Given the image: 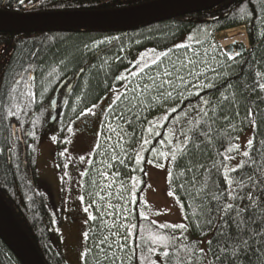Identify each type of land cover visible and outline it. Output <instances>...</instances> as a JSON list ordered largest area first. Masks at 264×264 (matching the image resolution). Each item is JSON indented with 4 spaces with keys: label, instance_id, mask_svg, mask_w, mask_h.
I'll return each mask as SVG.
<instances>
[{
    "label": "snow or ice",
    "instance_id": "1",
    "mask_svg": "<svg viewBox=\"0 0 264 264\" xmlns=\"http://www.w3.org/2000/svg\"><path fill=\"white\" fill-rule=\"evenodd\" d=\"M249 3L238 5L241 21L255 13ZM258 3L264 13V0ZM119 40L105 38L83 49L100 61L87 67L111 75L113 83L105 81L106 94L77 114V119L98 116L100 124L93 150L79 157L86 167L76 169V184L86 193L76 196L87 225L81 264H264V67L254 69L264 61H245L242 49L218 50L212 44L210 54L207 48L201 52L192 43H180L173 51L140 53L113 75L109 69L125 57H109L101 46ZM187 40L203 47L195 35ZM71 59L65 54L49 65L36 48L28 53L27 67L21 65L0 92V117L21 125L27 118L32 126L11 125L10 152L20 139L18 131L36 138L40 117L28 115L36 103L35 73L48 83L59 81ZM243 64L248 69L237 72ZM67 132L73 133L71 124ZM51 139L57 142L55 135ZM59 155L65 162L56 167H62L61 182L71 193L73 178L67 169L72 158L67 149ZM145 164L164 172L179 222L151 219L170 209L153 210L138 196L143 187L137 185L151 187L143 179L148 175ZM121 168L133 174L130 185L121 179Z\"/></svg>",
    "mask_w": 264,
    "mask_h": 264
},
{
    "label": "trees",
    "instance_id": "2",
    "mask_svg": "<svg viewBox=\"0 0 264 264\" xmlns=\"http://www.w3.org/2000/svg\"><path fill=\"white\" fill-rule=\"evenodd\" d=\"M156 1L159 0H25L24 4H20L19 0H0V12L14 15L97 13L123 10ZM240 3L241 0H228L206 11L144 24L122 32L26 31L18 34L0 30V92L7 89L14 73L21 70V65L27 67L28 53L39 48L43 60L49 65H54L65 54L72 57L69 69L63 72L62 80L57 85L60 91L72 88L71 91L76 95L84 92L85 102L97 99L105 92V81L108 84L113 83L112 76L105 77L103 72L97 73L95 68L89 69L87 67L89 64H99L100 61L96 60L92 53L85 54L83 49L85 44L110 37H120V40L114 41L111 45H102L101 48L109 57L113 55L125 57L124 63L114 64L109 69L113 75L123 71L128 66L127 61L134 59L144 50L172 51L176 44L183 41L193 45L200 44L196 41H188L187 37L190 34L195 35L203 44L218 32L241 26L247 28L251 44L248 50L241 48L243 59L249 63L253 58L256 61H264V35H262L264 22L261 20L264 13L260 11L258 0H251L248 6L250 9H255V13L249 21H241L238 16ZM51 37H55V41H51ZM121 46L125 48L124 53L118 51ZM81 67L86 68L87 71L80 73ZM260 67L264 65L256 64L254 69ZM45 69L47 71L46 65ZM247 69L248 65L243 64L237 67L236 71L241 72ZM35 75L37 80L34 92L37 95V82H42L44 76L39 71ZM233 79H236L235 75ZM85 81H88L87 86ZM73 82L75 87L72 86ZM240 110L243 113V104ZM28 115L33 118L40 117L34 129L36 138L33 139L18 131L16 135L20 136V139L16 141L12 152L9 151L12 147L11 141L14 139L11 125L16 124L17 128L23 127L25 130H32V126L27 118L21 125L14 119L6 121L0 117V150H2L0 151V199L20 231L37 249L45 264H66L64 255L61 253L59 237L51 232L53 219L46 199L41 194L36 170L37 144L45 128L49 110L38 108L34 104ZM260 133L264 134V124L261 125ZM242 136L244 133H241ZM33 140L35 143L32 146ZM147 166L145 164V171ZM143 179L147 184L146 176H143ZM137 187H143V191L139 192L138 196L146 200L147 187L143 185H137ZM0 264H21L1 239Z\"/></svg>",
    "mask_w": 264,
    "mask_h": 264
},
{
    "label": "rangeland",
    "instance_id": "3",
    "mask_svg": "<svg viewBox=\"0 0 264 264\" xmlns=\"http://www.w3.org/2000/svg\"><path fill=\"white\" fill-rule=\"evenodd\" d=\"M244 31L247 33V28L245 26H241ZM237 27V28H241ZM236 29V28H233ZM232 29H228L225 31H221L213 35L210 39L203 43V47L201 44L193 45L195 48L203 52L204 48H207L209 53H212V44L217 45V49H229L231 46L233 50H240L244 47L245 50L250 49L251 44L250 41L248 44H244L239 41H235L230 43L227 46H224L221 42L223 39L228 37V31ZM218 34H226L227 37H222L221 39H217L216 35ZM249 39V36H248ZM180 43H186L185 41ZM178 43V44H180ZM177 45V44H176ZM176 50V49H174ZM149 50H144L140 53H144ZM173 51V50H172ZM182 52L183 50H177ZM138 53V54H140ZM137 54V55H138ZM137 55L135 57H137ZM223 59V57H219ZM239 58V57H238ZM237 58V59H238ZM211 75V73H210ZM62 80V75L59 78V81H53V83H48L47 78H43L42 82H37V95H36V106L39 107L42 103H47V98L52 92L53 88H56L58 83ZM47 88V91H44V88ZM43 93V95H41ZM47 99V100H46ZM77 107H70L69 113H74L73 109ZM72 109V111H71ZM64 109H61L59 112L60 126L65 122L69 123V120L64 119L63 114ZM69 114V115H70ZM69 119V116H67ZM66 125V124H65ZM62 125L61 127H64ZM60 132L56 135L57 141L59 138ZM244 136H242L243 139ZM65 140V137H63ZM75 141V140H74ZM93 143L88 146L86 144V148L81 151V148L78 149L79 152L75 151L74 144L70 150H67L70 157L72 158V163L69 164L67 171L72 176L71 182V193L65 191L64 189L68 187V185H64L61 182L60 177L63 174V169L56 167L57 164L63 165L65 162V158L61 157L59 153L63 151H58L55 149L56 142H49L45 139L38 140L37 146V154H36V170L37 176L39 179L40 191L41 194L46 199L48 207L50 209L53 226L51 232L54 236L59 237L60 246L62 247L61 253L64 255L66 264H81L80 260V252L83 247V236L82 232L86 229L87 225L85 224L86 214L82 210V205L76 196L78 194H86L83 189H80L76 184V179L79 178V173L77 172V168L83 169L86 165L79 163L80 156H88V154L93 150ZM34 140L32 142V146L34 145ZM83 148V147H82ZM100 158L97 157V160ZM100 165L97 164V167ZM146 172L148 175L147 185H151V187L146 188L145 199L148 204L152 207L153 210H164L166 207L170 209V211L166 215L156 216L153 215L151 219L164 222H179L180 213L178 208L174 207L172 204L171 197L167 196V183L165 181V174L160 169H155L151 165L146 167ZM132 175L127 169L121 168V179H124L129 185L131 181L128 180V176ZM89 190H92L90 186ZM91 223V222H89Z\"/></svg>",
    "mask_w": 264,
    "mask_h": 264
},
{
    "label": "water",
    "instance_id": "4",
    "mask_svg": "<svg viewBox=\"0 0 264 264\" xmlns=\"http://www.w3.org/2000/svg\"><path fill=\"white\" fill-rule=\"evenodd\" d=\"M226 1L228 0H159L118 11L81 14L14 15L0 12V30L18 34L26 31L71 33L79 30H93L122 32L144 24L157 23L173 17L206 11ZM222 37H227V35H216L217 39ZM229 48L232 49L231 46ZM19 234L26 239L28 245L24 243ZM0 239L21 264H45L39 252L25 234L20 231L18 226L14 227L6 218L1 204Z\"/></svg>",
    "mask_w": 264,
    "mask_h": 264
},
{
    "label": "flooded vegetation",
    "instance_id": "5",
    "mask_svg": "<svg viewBox=\"0 0 264 264\" xmlns=\"http://www.w3.org/2000/svg\"><path fill=\"white\" fill-rule=\"evenodd\" d=\"M72 86H74V82L72 83ZM71 89L60 91L57 87L53 88L49 98H47L48 100L46 99L47 103H42L38 107L49 110V116L46 119L44 130L40 134V139H45L52 143L53 141L51 137L53 135L56 136L60 132L58 141L55 143V149L58 151H61L62 149L70 150L74 144L75 151L79 152V148H81L82 151L86 148V144L90 146V144L97 138L96 134L100 128V124L98 116H85L77 119V114L81 109L90 106L96 99L85 102V99L83 98L84 92L80 93L81 95H76ZM104 94L106 93L104 92L100 96ZM52 101H55V103L53 104ZM105 103H107V101H105ZM72 106L77 107L78 109L74 108L75 112L70 114L69 111ZM61 109H64V119L69 120V123L65 122L62 124H66L64 127H61L62 125L60 126L58 111ZM67 116H69V119ZM69 124L73 127V133L71 134L67 132V126ZM63 137H65V140H70L71 142L64 143L65 140Z\"/></svg>",
    "mask_w": 264,
    "mask_h": 264
},
{
    "label": "bare ground",
    "instance_id": "6",
    "mask_svg": "<svg viewBox=\"0 0 264 264\" xmlns=\"http://www.w3.org/2000/svg\"><path fill=\"white\" fill-rule=\"evenodd\" d=\"M227 33H228V37L226 39H223L222 42H221L224 46H227L230 43L235 42V41H239V42H242L244 44H248V42H249L247 33L244 31V29L242 27L241 28L232 29V30L228 31ZM0 204L2 206V209L4 211V214H5L6 218L10 221V223L14 227H17L16 224L14 223V221H13V219H12L8 209H7V207L5 206V204L3 203V201L1 199H0ZM19 235H20L21 239L24 241V243L26 245H28L26 239L21 234H19Z\"/></svg>",
    "mask_w": 264,
    "mask_h": 264
}]
</instances>
